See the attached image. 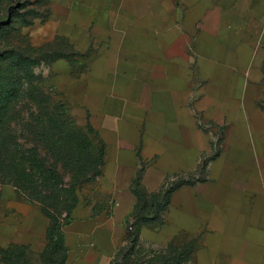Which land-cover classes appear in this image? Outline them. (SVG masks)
I'll list each match as a JSON object with an SVG mask.
<instances>
[{"label":"crops","instance_id":"obj_1","mask_svg":"<svg viewBox=\"0 0 264 264\" xmlns=\"http://www.w3.org/2000/svg\"><path fill=\"white\" fill-rule=\"evenodd\" d=\"M48 2L54 35L85 58L67 85L76 115L105 145L108 197L73 208L68 264H112L137 178L150 195L183 181L141 239L187 233L201 240L196 264H264V0ZM50 224L37 208L0 213V247L28 243L40 255Z\"/></svg>","mask_w":264,"mask_h":264},{"label":"rangeland","instance_id":"obj_2","mask_svg":"<svg viewBox=\"0 0 264 264\" xmlns=\"http://www.w3.org/2000/svg\"><path fill=\"white\" fill-rule=\"evenodd\" d=\"M49 17L48 0H0V81L5 72L11 73L10 90L18 91L16 104L22 122L12 128L22 144L19 158H38L49 171L44 179H39L42 172L36 171L33 186L5 181L0 173V213L23 214L37 208L52 213L65 226L76 201L104 204L108 196L99 179L106 159L97 130L88 121L79 120V103L67 88L71 77L86 71L85 58L54 35ZM35 26H43L38 45L33 43ZM8 187L16 190L15 201L5 200ZM160 217L162 222V213ZM126 232L125 228L112 261L119 255L121 262L125 258L123 264H166L173 257L171 264H196L195 252L201 245L197 236L182 233L164 244L139 237L132 249L125 240ZM63 256L64 252L57 253L56 259ZM26 263L46 264L33 253L28 254ZM0 264H4L2 254Z\"/></svg>","mask_w":264,"mask_h":264},{"label":"trees","instance_id":"obj_3","mask_svg":"<svg viewBox=\"0 0 264 264\" xmlns=\"http://www.w3.org/2000/svg\"><path fill=\"white\" fill-rule=\"evenodd\" d=\"M9 12L12 14L11 10ZM58 38L74 49L67 40L61 37ZM74 51L76 50L74 49ZM77 54H80L82 57L84 56L79 52H77ZM9 68L13 73V67L9 66ZM5 74L6 75L1 77L0 81V173H2V177L5 178V181L14 182L18 185H21L20 183L23 181L33 186L35 183L34 181H37V177L35 176L36 171L39 170L42 172V177L39 179L47 178L49 171L38 158H29L24 155L19 158V155H21L19 149L22 147V144L12 127L18 122H22V114L16 104V92L18 91L10 90L11 83H9V78L12 74L7 72H5ZM20 170L23 172H20ZM28 170L30 171L27 172ZM182 184L183 181L177 180L163 193L150 195L141 185L140 179L137 178L134 191L139 201L135 212L126 222L127 232L125 234V240L130 242L132 249L136 248L139 237L141 238V229L143 226L149 225L152 228H157V226L154 225L160 220L159 217L167 206L169 195ZM67 201L69 202V199H67ZM79 201L80 200L76 201L71 212ZM41 212L49 218L51 224L48 231V246L40 256L46 264H67L69 250L65 244L64 226L59 223L57 217L52 213L46 210H41ZM60 252H64V256L62 260H57L56 255ZM29 253H32V251L28 243H14L6 248L0 247V254L3 256L4 264H27L26 261ZM123 259L125 260V258ZM174 260L175 258L173 257L166 260L165 263L171 264ZM121 261L122 259L118 255V257H115L114 261H112V264H123Z\"/></svg>","mask_w":264,"mask_h":264}]
</instances>
